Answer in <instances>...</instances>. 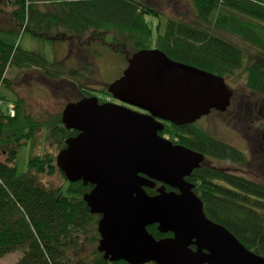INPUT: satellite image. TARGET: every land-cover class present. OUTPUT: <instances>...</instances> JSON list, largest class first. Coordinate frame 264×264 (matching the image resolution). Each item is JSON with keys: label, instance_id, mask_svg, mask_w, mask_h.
<instances>
[{"label": "trees", "instance_id": "obj_1", "mask_svg": "<svg viewBox=\"0 0 264 264\" xmlns=\"http://www.w3.org/2000/svg\"><path fill=\"white\" fill-rule=\"evenodd\" d=\"M190 1L194 23L168 19L148 0H0V153L6 156L0 159V256L19 250L17 264H128L105 260L95 246L100 215L91 213L83 199L92 185H84L82 180L67 181L62 173L66 181L62 187L41 179L43 174L60 170L56 156L65 147V140L78 132L63 125L61 114L51 120H34L22 98L10 99L1 91V87L10 89L6 73L10 68L31 67L50 79L77 78L80 73L57 66L40 49L22 48L18 42L22 34L42 43L70 40L84 48V42L89 46L100 44L125 60L138 50L158 48L175 61L226 81L242 70L249 103L253 108L263 104L264 0ZM218 31L240 38L257 51V56H247ZM75 89L77 94L67 102L95 92L82 84ZM97 93L100 102H104L102 95H110L105 88ZM233 103L232 93L226 111ZM247 106L244 102L243 108ZM10 108L14 115L9 114ZM196 123L178 126L164 122L160 135L205 155L186 180L194 184L193 191L203 201L206 216L264 257V182L214 166L212 160L246 165L249 160L242 151ZM39 129L46 133V140H52L56 152L29 155L23 170L22 149ZM261 150L264 152V144L258 147ZM146 191L156 194L152 188ZM148 230L156 238L170 235L161 234L157 225L148 226ZM84 244L95 247L84 252Z\"/></svg>", "mask_w": 264, "mask_h": 264}, {"label": "water", "instance_id": "obj_2", "mask_svg": "<svg viewBox=\"0 0 264 264\" xmlns=\"http://www.w3.org/2000/svg\"><path fill=\"white\" fill-rule=\"evenodd\" d=\"M107 92L142 111L100 103L95 95L67 102L62 123L78 133L56 156L68 181L92 185L83 199L100 215L97 250L103 258L128 264H264L262 255L206 216L194 184L186 180L205 155L160 135L164 122L181 126L212 110L225 112L232 96L225 78L158 48L141 49ZM150 225L170 235L156 238Z\"/></svg>", "mask_w": 264, "mask_h": 264}, {"label": "rangeland", "instance_id": "obj_3", "mask_svg": "<svg viewBox=\"0 0 264 264\" xmlns=\"http://www.w3.org/2000/svg\"><path fill=\"white\" fill-rule=\"evenodd\" d=\"M148 2L168 19L194 23L195 11L190 0H148ZM147 19H150V17H147ZM217 34L238 44L247 56H257V51L252 46L243 43L240 38L223 31H218ZM18 42L24 49L42 50L47 59L49 61L54 60L59 67L66 70L76 69L80 73L77 75L80 81L78 82L77 78L66 76L63 78L56 76V79H50L34 67L10 68L7 71L6 77L10 81V89L1 87V91L10 99L22 98L27 113L38 122L51 120L61 114L68 99L77 94L75 88L80 84L87 87L90 92L95 90L93 94L99 96L100 93H97V91L106 88L112 81L120 77L126 68L125 65L127 66V60L119 53L113 52L100 44L89 46L84 42L87 45L84 48L81 43L79 45L70 40L55 44L42 43L26 33L19 37ZM89 64L90 66L87 68ZM71 79H73L72 83L69 81ZM226 82L233 93L234 103L231 110L225 112L211 111L198 119L196 125L239 149L249 160L248 165L226 160H212L211 163L214 166L264 182V152L262 150L258 151V147L264 144V100L263 104L259 105L260 108H253L251 101L249 103L250 92L245 87L244 72L242 70L237 71L234 77L228 78ZM102 97L104 101L113 100L111 95H102ZM261 100L257 99V101ZM242 101L248 103V108H243ZM246 108L250 110L248 115H246ZM261 124L263 127L260 126ZM45 137L46 133L39 129L35 132L33 141L23 147L20 157V160H23L20 165L21 169H26V158L29 155L55 154V145L50 138L46 140ZM5 158L6 156L0 153V159L5 160ZM61 173L59 170L52 175L43 174L41 179L54 186L62 187L66 185V181L62 176L63 173ZM99 218H97V221ZM97 245L98 242L95 246L97 247ZM84 246V252L89 251L88 247L90 246L91 248L95 247L92 244H84ZM20 256L21 251L19 250L9 252L0 256V264H17Z\"/></svg>", "mask_w": 264, "mask_h": 264}, {"label": "flooded vegetation", "instance_id": "obj_4", "mask_svg": "<svg viewBox=\"0 0 264 264\" xmlns=\"http://www.w3.org/2000/svg\"><path fill=\"white\" fill-rule=\"evenodd\" d=\"M89 66H90V64L88 65V67L87 68H89ZM125 67H126V65H125ZM124 67V68H125ZM91 68V67H90ZM106 89V88H105ZM101 96V95H100ZM106 102V101H105ZM112 103H115V104H122V105H125V106H129V105H127V104H124V103H122V102H120V101H118V100H116V99H114L113 98V100L111 101ZM129 107H131V106H129ZM133 109H135V110H138V111H142V110H139L138 108H135V107H132ZM248 108V107H247ZM246 108V109H247ZM250 113V110L249 109H247L246 110V115H248ZM77 135V134H76Z\"/></svg>", "mask_w": 264, "mask_h": 264}, {"label": "built area", "instance_id": "obj_5", "mask_svg": "<svg viewBox=\"0 0 264 264\" xmlns=\"http://www.w3.org/2000/svg\"><path fill=\"white\" fill-rule=\"evenodd\" d=\"M9 114H10V115H14V114H15V111H14L13 108H10V109H9Z\"/></svg>", "mask_w": 264, "mask_h": 264}]
</instances>
